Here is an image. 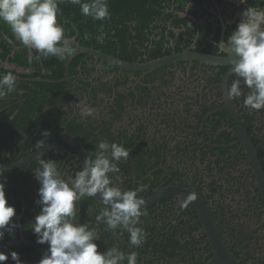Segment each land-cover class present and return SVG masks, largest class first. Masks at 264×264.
Returning <instances> with one entry per match:
<instances>
[{
	"label": "flooded vegetation",
	"instance_id": "1",
	"mask_svg": "<svg viewBox=\"0 0 264 264\" xmlns=\"http://www.w3.org/2000/svg\"><path fill=\"white\" fill-rule=\"evenodd\" d=\"M247 3L169 0L147 29L153 33L128 35L116 54L103 50L113 37L101 43L95 36L73 34L57 21L74 50L68 76L71 57L62 75L53 77L47 61L59 59L27 48L28 59L19 64L12 58L26 47L15 36L8 37L12 52L0 57V75L11 72L17 85L0 99V122L7 121L1 131L16 118L0 138V164L17 163L50 146L40 158L55 160L67 179L83 167L87 156L94 158L101 140L120 143L129 157L118 164L119 186L142 188L138 196L151 201L142 209L145 215L138 225L146 239L139 248L130 246L126 231L108 230L97 221L106 206L96 196L85 197L78 202L76 220L96 229L99 251L113 246L125 253L135 251L137 264H206L214 255L209 232L215 228L240 264H264V109H246L243 96L228 98L236 79L233 56L218 45L235 29L245 7L264 8V0ZM77 43L142 65L167 56L184 58L155 67L122 68L80 53ZM85 105L94 109L92 116L79 115V107ZM38 166L35 159L6 169L5 176L22 180ZM109 175L116 182L114 174ZM6 184L15 188L21 182ZM39 186L29 182L27 195L11 193L17 227L0 240L6 243L0 251L9 255L0 264H15L12 251L23 264H38L42 258L26 243H10H36L30 224L41 210L35 200ZM189 196L191 201L181 208Z\"/></svg>",
	"mask_w": 264,
	"mask_h": 264
},
{
	"label": "clouds",
	"instance_id": "2",
	"mask_svg": "<svg viewBox=\"0 0 264 264\" xmlns=\"http://www.w3.org/2000/svg\"><path fill=\"white\" fill-rule=\"evenodd\" d=\"M64 0H0V22L8 25L13 35L30 51L35 50L45 58L55 56L64 60L73 55V48L65 38V31L57 22L61 12L59 4ZM79 5L81 14L93 20L110 19L108 0H68ZM248 4L247 0H237ZM240 20L226 40L218 43L229 55L233 56L231 71L236 79L227 90L229 99L241 96L246 109H264V8L251 5L240 13ZM104 34L97 36L103 42ZM248 89L247 94L241 85ZM17 77L11 72L0 75V99L16 89ZM94 114L89 106H80L79 115L88 117ZM44 130L43 136H48ZM44 148V147H43ZM38 152L35 156L39 166L33 171L39 183L37 204L39 214L30 224L36 235V243L48 248L38 264H137V253H125L118 246L98 250L99 239L95 228L88 223L76 220L77 206L85 197H97L106 206L97 215V221L106 224L108 230L122 229L129 234V245L139 248L146 239L141 216L145 201L138 196L143 190H122L118 164L127 161L129 150L117 142L101 140L97 145L94 158L87 156L83 167L74 176L63 178L55 160H44ZM6 169L0 166V240L5 232L12 233L17 227L12 218L15 207L10 205L5 195ZM114 174L115 181L109 174ZM191 196L181 202L186 207ZM15 264H23L19 254L10 253ZM9 255L0 251V262L7 261Z\"/></svg>",
	"mask_w": 264,
	"mask_h": 264
},
{
	"label": "trees",
	"instance_id": "3",
	"mask_svg": "<svg viewBox=\"0 0 264 264\" xmlns=\"http://www.w3.org/2000/svg\"><path fill=\"white\" fill-rule=\"evenodd\" d=\"M167 1L169 0H108L111 14L110 19L93 20L91 17H85L81 14L79 5H73L68 2V0H64L63 3L59 4L61 12L57 16V21L72 29L73 34L78 31L80 36L83 37L95 36L94 38L97 39V36H99L101 32H103L104 37H113L114 39L110 41L108 47H104L103 50L111 54H116L118 44L124 43L128 35L148 36L150 35L149 33H153V31L148 32L147 29L153 27L156 18H158L162 12L161 8L164 7L163 3ZM154 27H156V25H154ZM13 36L8 25L0 22L1 58H5V56L12 52L13 44L8 37ZM113 44L115 47H113ZM125 51L124 49L121 51L122 57L124 58H126L124 54ZM27 52V48L17 50L12 59L20 64L28 59ZM66 60L67 58L56 61L51 58L47 61V66L54 69L53 77L62 75ZM76 60L77 57L73 60L71 67H74ZM56 67L59 69L57 68V70H55ZM6 122L7 121L0 122V131L6 125ZM1 141L2 140H0V142ZM34 177L33 172L30 175L27 173L22 177V180H20L18 176L14 179L7 177L6 182H21V184H16L15 188H11L10 184L5 183V195L10 205L15 206L11 199V193L14 192L16 195L18 194V196L27 195L28 193L25 189H27L29 182H38ZM38 199L39 197L35 200L37 201Z\"/></svg>",
	"mask_w": 264,
	"mask_h": 264
},
{
	"label": "water",
	"instance_id": "4",
	"mask_svg": "<svg viewBox=\"0 0 264 264\" xmlns=\"http://www.w3.org/2000/svg\"><path fill=\"white\" fill-rule=\"evenodd\" d=\"M73 41H75V40L73 39ZM77 44L81 48L79 51L80 53H84V52L90 53V54L96 56L97 58H100L101 60L107 61L113 65H116V66H119L122 68L155 67V66L163 65V64L168 63L170 61H175L177 59L184 58V55H173V56H169V57L167 56V57H163V58H160L157 60H153L147 64L142 65V64H138V63H129V62L124 61L120 58H115L113 56L105 54L99 50L86 48V47L81 46L79 43H77ZM196 58H200L202 60L206 59L203 56H197ZM71 60H72V57L68 60V62L66 64L67 65L66 76H68V68L70 66ZM218 62L221 63V61H218ZM15 118H16V116H14L11 119V121L9 122V125L0 132V138L7 132V130L9 129V127L11 126V124L15 120ZM49 149H51L50 146H48L45 149L39 150L38 152H40L41 155H44L45 153H47L49 151ZM38 152H36L35 154H33L31 156H28L24 160L19 161L17 163L0 164V166H3L5 169H10V168H15V167L20 166V165H25V164L31 163L32 161H34L36 159L35 156ZM97 198L103 204L102 200L99 199V194H97ZM150 204H151V201H145V203L142 207L145 208ZM209 238L211 239L212 243L214 244V248H213L214 255L206 264H240L239 260L235 257V255L230 251V249H228L225 246L222 239L220 238L219 233L217 232V230L215 228L210 230ZM21 242L26 243L27 245H30L33 248L39 250L43 255L45 254V252L47 250L46 247H44L42 245H38V244L31 242V241H27L25 239L14 240V241H11L10 243L16 244V243H21ZM4 245H6V243L0 244V248L3 247Z\"/></svg>",
	"mask_w": 264,
	"mask_h": 264
}]
</instances>
